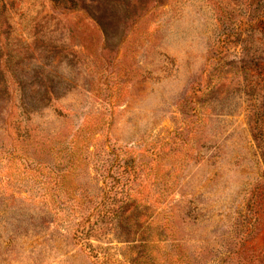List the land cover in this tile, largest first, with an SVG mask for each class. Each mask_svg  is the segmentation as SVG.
Listing matches in <instances>:
<instances>
[{
  "label": "rangeland",
  "instance_id": "1",
  "mask_svg": "<svg viewBox=\"0 0 264 264\" xmlns=\"http://www.w3.org/2000/svg\"><path fill=\"white\" fill-rule=\"evenodd\" d=\"M0 264H264V0H0Z\"/></svg>",
  "mask_w": 264,
  "mask_h": 264
},
{
  "label": "trees",
  "instance_id": "2",
  "mask_svg": "<svg viewBox=\"0 0 264 264\" xmlns=\"http://www.w3.org/2000/svg\"><path fill=\"white\" fill-rule=\"evenodd\" d=\"M50 1H59V0H50ZM114 155V153L112 154V156ZM73 157H74V161L75 162H78V161H80L81 159H82V150H81V152H80V150H78L76 153H74L73 154ZM108 159H109V157H108ZM127 168V167H126ZM126 182H127V184H126V194H124L125 195V197L127 198V200L128 201H130V198H129V196L133 193V191H131L130 189L132 188V185L130 184V182H131V179L130 178H127L126 179ZM125 182V183H126ZM135 191V190H134ZM131 201H137L138 199H137V197H136V193H133L131 196ZM139 203V202H138Z\"/></svg>",
  "mask_w": 264,
  "mask_h": 264
}]
</instances>
